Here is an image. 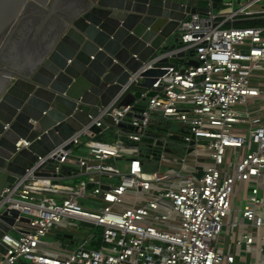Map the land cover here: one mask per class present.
I'll use <instances>...</instances> for the list:
<instances>
[{
  "label": "built area",
  "instance_id": "built-area-1",
  "mask_svg": "<svg viewBox=\"0 0 264 264\" xmlns=\"http://www.w3.org/2000/svg\"><path fill=\"white\" fill-rule=\"evenodd\" d=\"M256 1L188 15L179 35L197 65L168 67L154 83L162 89L153 96L149 88L128 105L98 109L40 158L53 162L50 178L4 190L0 206L18 209L30 222L17 219L12 228L19 235L2 238L8 249L0 264H264V112L253 113L264 105V90L252 86V76H264V26L236 25L253 13ZM109 116L115 125L107 124L98 138L92 127H102ZM171 122L181 124L173 131L186 153L163 152L162 158L174 156L170 161L178 166L149 172L138 146L144 138L154 144L159 139L151 126L170 129ZM112 128L117 138L105 141ZM201 151L210 163L201 169L196 159L193 173H187L189 156L199 158ZM230 151L235 153L229 164ZM125 157L122 170L118 163ZM84 175L86 180L67 183ZM238 184L245 192L240 207ZM235 208L240 219L232 220ZM64 221L101 227V236L67 242L56 233ZM49 233L58 243L44 240ZM236 247L246 249L244 257Z\"/></svg>",
  "mask_w": 264,
  "mask_h": 264
},
{
  "label": "water",
  "instance_id": "water-1",
  "mask_svg": "<svg viewBox=\"0 0 264 264\" xmlns=\"http://www.w3.org/2000/svg\"><path fill=\"white\" fill-rule=\"evenodd\" d=\"M233 3L0 0V202L4 190L20 181L24 189L26 181L50 178L53 162L40 158L87 124L89 115L128 105L149 88V96L155 95L162 87L153 85L168 67L197 65L194 52L180 39L181 22ZM107 124L115 125L111 116L102 127H92L98 138ZM151 128L158 137L166 134L170 143L183 141L167 127ZM165 141L144 138L142 157L162 162L163 152H174ZM67 173L65 167L62 175ZM17 219L30 222L18 209L0 206L2 256L8 249L2 238L11 234ZM58 236L67 242L73 238Z\"/></svg>",
  "mask_w": 264,
  "mask_h": 264
},
{
  "label": "rangeland",
  "instance_id": "rangeland-1",
  "mask_svg": "<svg viewBox=\"0 0 264 264\" xmlns=\"http://www.w3.org/2000/svg\"><path fill=\"white\" fill-rule=\"evenodd\" d=\"M252 86L257 87L258 89H263L264 90V76L257 74L252 76ZM181 128V124L177 123V122H171L170 124V129L171 130H175V129H179ZM117 138V135L114 132V128L110 129L107 132V138L105 139V141L108 142H112ZM159 138H164L167 139L166 134L161 133ZM176 143V144H173ZM171 147H173L174 151H176L174 153V155L176 156H183V154H185V150L183 147V143L182 142H175L172 141V143L170 144ZM138 149L143 151L144 150V145L143 144H139ZM77 151V150H76ZM234 153L233 151L228 152L227 156H226V161L227 163H231L234 157ZM126 159V157L124 158ZM124 159H122L121 161H119L121 164V169L124 170L125 166H124ZM147 162V166H148V171L149 172H154L156 170H160L163 171L165 170V166H163V163H166L167 161L165 160H174V156H164L163 161L160 163L158 161L153 160L152 158H144ZM165 161V162H164ZM88 178V175H84V176H80V177H76L73 179H69L67 180V183L70 184H77L82 180H86ZM240 184H238L236 186V193H235V204L237 207L239 202H242L243 204H245V192L244 191H240ZM249 190H247L248 192ZM84 202V204H87V202L82 200V203ZM230 219H240V217L237 215L236 212V208L234 210V213L230 215ZM76 222V221H75ZM56 233L58 234H66V233H71L73 234L74 240L75 242H79L81 243L82 241L86 240L90 235H95L97 238H99L101 236L102 233V228L98 227V226H94L92 224H88V223H84V222H72V223H68L67 221H64L61 229H59L58 231H56ZM16 236H18V234H14ZM222 239L225 241V243L227 244L229 242V239L226 238V236H223ZM44 240H46L48 243L51 244H55L58 243V240L56 238V235L54 233H49L46 237H44ZM233 244V243H232ZM71 247H75V244H72ZM94 249H98V246L96 245H92L90 246ZM236 253L239 256H243L245 255V248L244 247H236Z\"/></svg>",
  "mask_w": 264,
  "mask_h": 264
},
{
  "label": "crops",
  "instance_id": "crops-1",
  "mask_svg": "<svg viewBox=\"0 0 264 264\" xmlns=\"http://www.w3.org/2000/svg\"><path fill=\"white\" fill-rule=\"evenodd\" d=\"M248 2V0H234V3L233 4H229L227 5V7L225 9H227L226 11H230V10H237L238 8H240L242 5L246 4ZM221 10V9H219ZM217 10V11H219ZM251 10L253 11V13L246 17L245 20H249V19H257V18H263L264 17V0H258L256 1V3L252 6ZM215 11V12H217ZM243 20V21H245ZM264 112V105H262L261 107H258L256 108L255 110H253V113L254 114H259V113H262ZM125 152H129L127 150H124ZM81 154V151L80 152H75V155H79ZM199 158H195L194 155H190L189 156V161H188V164L187 166L185 167V170L187 173H193V170H194V166H195V163H196V159L198 160L199 164H200V168L203 169L206 165H208L210 163V158H209V154L205 151H201L199 153ZM143 163L145 164V166L148 168L147 166V162L146 160L143 158L142 159ZM120 162L118 163V165L120 166ZM126 165H127V158L124 159V166L126 168ZM178 164H176L175 162L173 161H168L166 162L165 164V172L171 170V169H174L175 167H177ZM121 167V166H120ZM118 179V178H117ZM179 184V182H175V186H177ZM175 186H165L166 188H170V187H175ZM18 234L19 235V232L18 231H12V234ZM4 256L0 255V262L2 261Z\"/></svg>",
  "mask_w": 264,
  "mask_h": 264
},
{
  "label": "trees",
  "instance_id": "trees-1",
  "mask_svg": "<svg viewBox=\"0 0 264 264\" xmlns=\"http://www.w3.org/2000/svg\"><path fill=\"white\" fill-rule=\"evenodd\" d=\"M236 25L241 26V27L262 26V25L264 26V17L240 21V22H237ZM154 132H155V129L151 128L150 133L153 134Z\"/></svg>",
  "mask_w": 264,
  "mask_h": 264
}]
</instances>
